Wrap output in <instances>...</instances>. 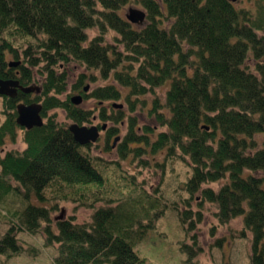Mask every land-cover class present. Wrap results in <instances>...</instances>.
Masks as SVG:
<instances>
[{
    "label": "trees",
    "instance_id": "trees-1",
    "mask_svg": "<svg viewBox=\"0 0 264 264\" xmlns=\"http://www.w3.org/2000/svg\"><path fill=\"white\" fill-rule=\"evenodd\" d=\"M129 1L0 0V78L28 87L34 81L33 69L40 66L44 77L40 94L33 98L22 92L4 98L0 202L17 191L27 204L0 237V255L21 251L19 232H42L46 244H58L56 264H140L135 247L161 214L151 212L158 201L147 196L143 201L125 197L114 205V197L89 194L91 185L104 186L100 159L89 150L93 144L76 143L68 127L53 117L31 130L17 125V105L39 102L41 96L42 117L61 108L79 125L92 122L90 111L57 97L66 91V69L74 63L99 72L103 79L112 76L128 89L124 97L128 104L133 97L168 87L164 101L156 98L149 112L164 130L156 134V127H139L138 120L129 116L128 132L118 148L121 159H127L129 148L141 158L144 147L131 146L141 141L150 148L146 153L164 150L169 158L186 163L191 168L184 184L189 198L183 203L186 210H179L186 232L202 221L201 211L190 210L199 194V205L217 206L220 224L244 217V230L252 233L250 264H264V0H247L253 8L229 0H141L147 24L138 27L120 14ZM93 28L99 34L89 41L87 30ZM108 30L118 34L115 40L123 51L105 42ZM23 39L27 47H16ZM7 55L18 64L11 66L16 62L7 60ZM86 80L82 73L74 89ZM81 93L98 101L123 99L113 84L98 87L88 97ZM99 118L121 125L125 115L118 110L110 116L102 109ZM138 128L145 129L141 139ZM18 131L23 132L27 148L2 155L8 141L16 142ZM106 132L108 141L117 129ZM221 181L226 183L219 190L206 187ZM70 194L83 207L102 204L90 223L54 221L51 214L58 210L54 200H67ZM32 198L48 205H34ZM191 237L192 244L184 243L183 250L193 264L202 248Z\"/></svg>",
    "mask_w": 264,
    "mask_h": 264
},
{
    "label": "rangeland",
    "instance_id": "rangeland-1",
    "mask_svg": "<svg viewBox=\"0 0 264 264\" xmlns=\"http://www.w3.org/2000/svg\"><path fill=\"white\" fill-rule=\"evenodd\" d=\"M140 1L130 0L121 9V16L125 18L130 8L143 10L147 14ZM236 5L253 8V3H248L247 0H237ZM145 24H147V21ZM134 27L138 26L134 25ZM87 34L90 41L99 34V30L98 28L89 29L87 30ZM104 37L106 43L117 46V48L123 51V47L119 46L115 40L116 37H119L116 32L108 30ZM15 46L18 48L27 47L26 39L18 40ZM7 60L11 62L18 61L10 55H7ZM23 60L24 58L19 59L20 62ZM41 67L33 69L34 81L30 86H38L42 89L44 77L41 76ZM66 71L68 74L67 89L57 97L62 101L69 99L70 103H72V97L77 95L82 96L83 101L77 107L90 111L93 115L92 122L84 124L85 126H101L106 123L107 129L111 127H116L117 129V133L111 136L108 141H106L107 130L102 131L99 140L89 149L92 156L100 159L98 162L100 165L98 164V166L104 175V186L97 187L96 185H91L88 190L89 194L94 192L104 198L114 197L116 199L114 205H117L125 197H132L137 201H143V196H147L150 200L157 199L158 201V204L154 206L151 212L153 214L158 212L161 214L157 219H154V228L149 230L146 238L135 247L142 260L140 264H192L189 261L190 254L183 250V244L187 243L191 245L193 241L191 236L193 235L202 248V252L193 259V264H250L252 233L244 230V217L235 218L225 225L220 224L216 217V213L218 212L217 206L209 202L199 205V194L197 196L198 200L193 201L190 210L193 212L201 211L202 221L201 223H197L195 229L189 234L186 232L179 219V212L186 210V207L183 205L184 200L189 198L184 189V184L191 175V168L186 163L180 161L179 158H169L164 150L155 154H150L149 151L146 153L148 147H145L141 141L131 144V146L144 147L142 151L145 154L141 158H136L131 148L126 150L130 152L127 159L123 160L120 157L118 148L128 132L129 116L135 117L138 120L137 125L139 127L143 126L144 128V125L156 127V134L158 131L164 130L160 126L158 127V123L150 117L149 112L152 110L153 102L156 98L164 101L168 87L156 88L154 93H148L137 97V99L133 97L131 99V101H134L132 104H135L133 110L131 109V102L128 104L127 99H124L128 95V89L121 88L112 80V76L103 79L100 77L99 72L91 73L74 63L69 64ZM82 73H86L87 80L84 82L83 87L75 90V83ZM110 84L115 85L122 91L123 99L118 101H98L92 97H88L98 87ZM86 87L88 90L84 91ZM81 92L86 93L88 98H85ZM35 95L32 94L31 98ZM4 98L0 96V125L6 117ZM43 101L44 98L41 96L40 101H37V103L43 104ZM114 103L121 104L123 107L121 109L115 108L113 107ZM102 109H105L106 113L110 116H114L118 110H122L125 115L124 122L121 125H116L112 121L100 120L99 114ZM46 114L47 117H43L44 122L47 121L48 117H53L58 124L65 125L68 128L71 124L75 123L67 117L66 112L61 108L48 110ZM143 128H138L137 130L139 131V135H141H138L139 139L144 137L142 136L145 130ZM23 137V132L18 131L16 142L12 143L8 141L3 147L2 155L9 151L22 153L27 148ZM115 137H120V139L117 141L115 147H113ZM108 146H111L109 150L107 149ZM148 149L150 150V148ZM225 183L226 181L215 182L206 187L219 190ZM12 184L15 187L18 186L14 181H12ZM156 191L158 192L156 193ZM73 198L75 196L70 194L67 200H54L57 203L58 210L53 212L51 216L56 218L63 214V219H71L74 223H90L94 210H96L95 208H99L102 204L99 202L94 208L83 207L78 202H74ZM30 202L38 206L48 205L39 203L35 198H32ZM26 204L27 201L17 191L8 193L4 200L0 202V237L10 228V224L16 221L18 212L24 209ZM51 204L53 205L54 202L51 201L49 205L51 206ZM16 237L21 251L11 256L0 255V263L56 264L55 257L57 256L58 244H46L42 232L30 234L22 231Z\"/></svg>",
    "mask_w": 264,
    "mask_h": 264
},
{
    "label": "water",
    "instance_id": "water-1",
    "mask_svg": "<svg viewBox=\"0 0 264 264\" xmlns=\"http://www.w3.org/2000/svg\"><path fill=\"white\" fill-rule=\"evenodd\" d=\"M230 2H237V0H229ZM147 14L145 11L130 8L128 14L126 15V20L133 25L143 26L146 23ZM18 62L11 63V66H16ZM86 87L84 91H87ZM22 92L23 94H40L41 88L38 86H28L25 87L20 84L18 80H4L0 78V96L16 98L18 93ZM83 98L80 95L74 96L71 98V102L73 105L78 106L82 103ZM113 107L121 109L123 105L121 104H113ZM17 109V118L16 123L18 126L31 130L35 127H42L44 125V120L42 117L43 105L41 103L33 102L30 104L19 103L16 107ZM108 128L107 124L104 123L100 127L98 125H92L90 127L85 125H79L77 123H73L69 126V131L73 135V138L76 143L81 146H86L89 144L96 143L101 135L102 131H106ZM208 129V128H206ZM120 137H115L113 141V147H115L117 141ZM63 214L59 215L55 218V220H62Z\"/></svg>",
    "mask_w": 264,
    "mask_h": 264
}]
</instances>
